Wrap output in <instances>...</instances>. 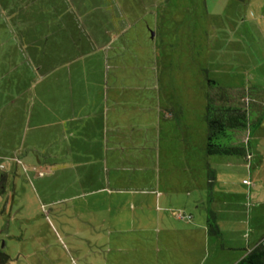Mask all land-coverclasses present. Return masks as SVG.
I'll return each mask as SVG.
<instances>
[{
	"label": "rangeland",
	"instance_id": "374dc122",
	"mask_svg": "<svg viewBox=\"0 0 264 264\" xmlns=\"http://www.w3.org/2000/svg\"><path fill=\"white\" fill-rule=\"evenodd\" d=\"M50 1L0 0V264H209L211 244L187 232L205 208L145 201L168 193L158 178L176 197L207 179L183 169L175 138L156 162L154 132L198 139L208 80L251 86L241 58L264 52V0ZM214 163L225 198L238 173ZM247 204L257 230L264 201L245 218Z\"/></svg>",
	"mask_w": 264,
	"mask_h": 264
},
{
	"label": "crops",
	"instance_id": "0c3cea01",
	"mask_svg": "<svg viewBox=\"0 0 264 264\" xmlns=\"http://www.w3.org/2000/svg\"><path fill=\"white\" fill-rule=\"evenodd\" d=\"M233 1L235 2L236 0ZM48 2L52 3L53 1L48 0ZM89 14L90 13H88V15ZM118 21L119 20H116V18L113 17L112 21L109 22L111 25H113L114 30L118 28ZM31 53L33 55L35 54V52ZM241 59L244 73L248 72L249 75L252 71L254 73L253 77H250L249 80L252 84L249 88H247V90L253 88L257 91L256 95L253 98L251 96L250 98L244 97L241 100V103L243 104V108H251L250 111L253 115L252 118L254 120L258 119L257 117H260L258 123H256L252 128L248 126L241 131L234 130L229 132L230 138L233 141L232 144L241 145L245 149V155H206L204 149L206 127L203 128V126L199 130L198 139L194 137L193 131L192 134L191 130H186L183 124L178 123L176 124L177 126H175L174 130L169 129L168 126L164 125L161 130L159 129L157 132H154L157 137V142L154 149V157L156 159V162L157 160H160L161 156L162 159H164L165 157L169 158V147H171V144L176 142L178 144L177 149H179L181 153L183 152L184 161H187V164L183 168L184 170L194 172L195 170H198V174L201 177L203 176L204 169L207 173V168H212L213 161L215 162V165H213L215 167L221 166L220 168L225 169L226 172L235 170L238 173L239 189H234L233 184L232 187H227L225 189V198H222L215 191L217 182V178L215 177L216 180H214L210 194H208V180L205 179V182L201 180L200 182L190 183V185L194 187L195 192L191 191L192 189H186V192L182 193L181 196L179 195V197H176V195H174L173 193L170 194L171 190H169L165 186L166 184L171 187V185L173 184L171 178L163 180H160L158 178L159 181L157 186L162 185L166 189L165 193H168L166 195H160L158 193L152 192L151 194L147 195V199H145V201L151 202L149 206L151 207V210L153 212H156L157 208L159 211H161V208L172 206L162 205L161 207L160 201L163 197H165L164 200L168 202L175 200L179 201L180 204L176 205L175 208L182 210L180 212L181 216H185L184 212H187V210L188 212L192 213L194 209H198L199 207H202V209L205 208L206 214L207 201L209 198L212 199L210 207L216 215V222L221 231V238L218 240V242H214L212 239H210L211 236L207 234L206 225L202 227V225L197 226L195 224H192V229H187V232L190 235V239L196 238L197 231H199L200 234L198 239L202 242H205V244L207 245L211 244L213 257L208 262L209 264H235L240 259H242L249 250L259 244L260 241L264 238V224L256 230L250 223L251 216L253 217V215H255L259 210H252V204H249L250 206H248L247 204V206L249 207L248 217L245 218L243 212L247 201L255 202V207L256 205H259L261 201H264V114L262 116L260 114L264 111V52H242ZM213 81H215L219 86L223 88L231 90H237L238 88L234 85H223L217 79H213ZM101 84H103L102 81H100L95 86L96 88H99V92L95 94V96L96 98L100 99V102L97 103L95 100L92 103V106L98 107V105H100L98 114H100L101 116H105L107 110L105 111V106H103V87L101 89ZM101 102L103 104H101ZM75 112L76 108L74 105V109L72 107V114H74ZM87 113L88 112L84 113L83 115H85L86 117ZM167 113L170 114V116H165L166 118L164 117V119H169L171 117V113L169 111H167ZM175 117L176 121H181L179 115H175ZM107 123L108 118L107 120L105 118L104 120H101L100 126L103 127ZM160 136H162V139L160 138ZM197 154L199 155L197 156ZM224 157L226 159L222 160L224 159ZM156 162L153 163V167L160 166V164ZM216 175H218L217 170ZM114 196L119 197L120 194H115ZM137 201L144 200L138 199ZM189 219L191 220V216H189ZM246 230H248V236L245 233ZM200 264H202V262ZM203 264H206V261L203 262Z\"/></svg>",
	"mask_w": 264,
	"mask_h": 264
},
{
	"label": "trees",
	"instance_id": "16d2710c",
	"mask_svg": "<svg viewBox=\"0 0 264 264\" xmlns=\"http://www.w3.org/2000/svg\"><path fill=\"white\" fill-rule=\"evenodd\" d=\"M208 87L204 113L206 125L204 149L206 155H245V149L241 145L232 144L233 141L230 138L229 132L234 130L241 131L248 126L252 128L258 123L260 117L254 120L250 111L251 108H243V104L241 103L244 97L250 98L251 96L253 98L257 91L253 88L245 92L223 88L213 80H208ZM260 114L262 116L264 111ZM207 180L208 194H210L215 180V174L212 169H208L207 171ZM211 200L209 198L207 201L205 214L206 230L209 236L220 239L221 231L216 222V215L210 207ZM235 264H264V246L260 242Z\"/></svg>",
	"mask_w": 264,
	"mask_h": 264
},
{
	"label": "built area",
	"instance_id": "2783aa9c",
	"mask_svg": "<svg viewBox=\"0 0 264 264\" xmlns=\"http://www.w3.org/2000/svg\"><path fill=\"white\" fill-rule=\"evenodd\" d=\"M170 116L169 114L167 115V117ZM261 244L264 246V238L260 241Z\"/></svg>",
	"mask_w": 264,
	"mask_h": 264
}]
</instances>
